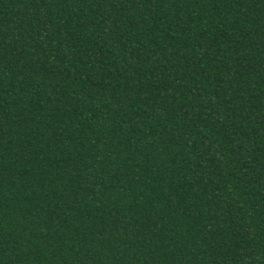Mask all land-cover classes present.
Masks as SVG:
<instances>
[{
	"label": "trees",
	"instance_id": "16d2710c",
	"mask_svg": "<svg viewBox=\"0 0 264 264\" xmlns=\"http://www.w3.org/2000/svg\"><path fill=\"white\" fill-rule=\"evenodd\" d=\"M0 264H264V0H0Z\"/></svg>",
	"mask_w": 264,
	"mask_h": 264
}]
</instances>
